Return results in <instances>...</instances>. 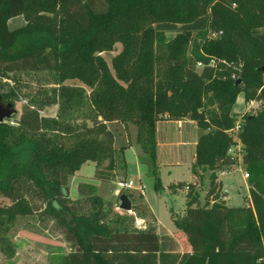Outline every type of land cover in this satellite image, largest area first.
Here are the masks:
<instances>
[{
    "label": "trees",
    "instance_id": "16d2710c",
    "mask_svg": "<svg viewBox=\"0 0 264 264\" xmlns=\"http://www.w3.org/2000/svg\"><path fill=\"white\" fill-rule=\"evenodd\" d=\"M18 17L24 25L9 29ZM169 32L175 36L168 40ZM116 43L122 49L109 65L102 53ZM262 67L264 0H0V94L4 103H23L15 121L0 123V196L9 201L0 206L2 254L15 255L8 237L18 220L39 213L58 225L68 245L62 264H264ZM239 95L262 106L243 114L235 132ZM48 108L56 115H43ZM163 118L191 120L198 133L191 173L199 189L174 184L187 189L183 216L173 214L187 256L172 254L175 241L156 234L146 205V230H137L92 185L80 183L79 198L69 196L68 180L84 162L95 164L102 181L127 173L123 148H114L109 130L118 122L136 126L139 161L155 191L163 190L155 134ZM238 142L245 149L248 208L226 206L216 174L234 165L227 152ZM208 172L210 190L201 203Z\"/></svg>",
    "mask_w": 264,
    "mask_h": 264
},
{
    "label": "rangeland",
    "instance_id": "374dc122",
    "mask_svg": "<svg viewBox=\"0 0 264 264\" xmlns=\"http://www.w3.org/2000/svg\"><path fill=\"white\" fill-rule=\"evenodd\" d=\"M23 20L20 18H13L9 20L8 28L15 29L21 27ZM220 34L210 33L208 37L215 39ZM175 33L169 32L166 34V38H174ZM193 37V36H192ZM190 38V40L192 39ZM116 47L109 53H102V56L106 62L110 65L116 54L122 49L120 43H116ZM190 66L193 68L195 65L194 60L191 56H188ZM196 70H200L196 66ZM238 73V72H237ZM237 79L238 74L233 75ZM233 79V78H232ZM69 84L80 85L76 82H67ZM36 85H31L34 87ZM243 96L239 95L236 103L233 107V112L239 114L241 117L243 114H254V111H247V107L243 104ZM22 102L15 104L17 113L14 114L9 121H15L22 110ZM247 106V105H246ZM56 108H48L42 114L46 117L55 116ZM256 113V112H255ZM7 122V121H6ZM109 130L113 135V146L116 149L123 148L124 159L126 163L127 173L123 175L121 172L115 173L108 181L99 180L95 176V165L93 162L87 161L82 164L77 173L75 174L77 180L81 183H87L92 185L96 189V195L102 201H110L116 206L115 212L120 216H130L133 218V227L137 230H146V223L141 219L143 214L142 203L149 206L152 210L156 222L158 223L157 233L163 235H173L177 229L173 222V214L176 216H183L185 211V194L187 189H179L173 184L178 182H186V185L194 184L195 188L199 189L196 184V179L192 183L191 174V162L193 160L194 150L192 145L186 147L172 146V148H165L161 153L158 154L157 158V169L159 172L160 184L163 190L155 191L154 180L147 173V169L144 164L139 161V155H141V148L138 143L137 128L135 125L128 124L126 127L122 123H116L109 126ZM196 129L193 130V135L186 142H193L197 134ZM241 151L244 149L242 144L239 146ZM245 150V149H244ZM245 154V152L243 153ZM241 152V156L243 155ZM241 156H237L235 159V165H231L229 173L222 176L219 170L216 171L218 179L221 181L222 190L221 195L223 202L228 207H241L248 208V178L245 177L247 174V168L243 166ZM243 159V158H242ZM171 166V167H167ZM106 163L101 166L105 168ZM210 172L205 174L202 188H200V202L203 203L204 197L210 190L208 182ZM120 180H132L138 186L144 188V196L141 198L142 203L138 201L141 197L138 193H130V200L132 201L131 212H125L119 210V200L116 201V193L119 192L117 184ZM188 182V183H187ZM78 183V182H77ZM173 185V186H172ZM172 186V187H171ZM165 190V195L162 194ZM129 190H124L123 194L128 193ZM170 194L174 197L167 196ZM70 196V195H69ZM79 193L76 196L70 198L76 200ZM222 197V196H221ZM166 198L169 199L167 202ZM115 199V200H114ZM34 208L38 209L39 204L34 200ZM9 201L0 196V206H7ZM115 218L109 221V224L115 226ZM16 230L8 237V243L14 248L15 255L12 258L5 257L0 251V264H62V257L69 252L68 245L62 242L61 236H59L58 225L54 224L53 220H42L39 213L34 214L33 217L20 219L16 224ZM175 241V246L172 254L174 255H189L190 248L187 245L186 239L181 232H177L175 237L172 238ZM169 247L167 246L166 249ZM162 264H174L173 262L167 261ZM178 264V262L176 263Z\"/></svg>",
    "mask_w": 264,
    "mask_h": 264
},
{
    "label": "crops",
    "instance_id": "0c3cea01",
    "mask_svg": "<svg viewBox=\"0 0 264 264\" xmlns=\"http://www.w3.org/2000/svg\"><path fill=\"white\" fill-rule=\"evenodd\" d=\"M18 18L23 20L22 17H18ZM22 25H24V21H23ZM241 97H242V95H241ZM243 100H244V97H243ZM194 129H196V131H197L195 123L193 121H191V120H188V119H183V120H172L171 119V120H169L168 118H163V119L157 121L156 122V128H155V134H156V156H157L156 158H158V154L162 152L160 150H164L165 148H172V146H177V147L182 148V147H186L188 145H192L193 150H194L198 134H197L196 138H194V140H192L193 142H190V143L186 142V139L188 140L190 138V136L193 135V130ZM194 156H195V150H194L193 160L191 162V165L194 162ZM167 167H171V166L167 165ZM194 180H195V178L193 176L192 183L194 182ZM130 181H132V180H130ZM80 183L81 182H79L77 180L76 175L71 176L69 178V180H68V189H69V195L71 197L76 196V193L78 192L77 185L80 184ZM133 183H134L136 188L130 189L128 193L129 194L130 193H138L141 196L138 199V201L140 203H142L141 198L144 196V188H143V194H141L140 191L137 190L139 185L137 186L135 184V182H133ZM115 193H116L115 197H117L118 196V192H115ZM162 194H164V195L166 194L165 190L163 191ZM171 195L172 194H170V192H169V195H167V196H171ZM174 195H176V194H174ZM174 195H172L171 197H174ZM78 198H79V196H78ZM128 199H129L130 203L132 204V201L130 200V198H128ZM166 200H167V202L169 201L168 198H166ZM141 205H145V204L142 203ZM147 207L150 209L149 206H147ZM151 209H150V211L152 212ZM152 214H153V212H152ZM153 216H154V214H153ZM155 222H156V219H155ZM157 228H158V223H157V226H156V234L159 235L157 233ZM177 232H178V230L171 236H169V235H163V236L164 237L166 236V237H169V238L172 239V238L175 237V234ZM159 236H161V235H159Z\"/></svg>",
    "mask_w": 264,
    "mask_h": 264
},
{
    "label": "built area",
    "instance_id": "2783aa9c",
    "mask_svg": "<svg viewBox=\"0 0 264 264\" xmlns=\"http://www.w3.org/2000/svg\"><path fill=\"white\" fill-rule=\"evenodd\" d=\"M209 61H210L209 64H208L209 66H211V67H215L216 66V61H214L213 59H210ZM196 66L199 69H201L203 67L202 63H200V62L196 63ZM231 78L235 79L234 76H232ZM243 104L245 105V107H247V111H254V113L259 111L261 106H262L260 101L259 102H257V101L244 102ZM237 120L238 121H237V123H236V125H235V127L233 128L232 131L241 132L240 129H241L242 121H241L240 117H238ZM239 146H241V144L238 142V144L236 146L231 147L228 150V152H227L228 156L231 158V160L233 161L234 165H235L234 161L237 158V156H241V152H242V154L244 153V149L241 151V149H239ZM243 155L241 156L242 158H243ZM242 158H241V160H242ZM220 171L222 173V176H224L227 173H229V169H227V168L223 169V170H220ZM245 177H248V174H246ZM117 187L120 190L119 192H121V190L124 191V190H130V189L136 188L134 183H133V181H130V180L129 181L120 180L118 182V184H117ZM137 190H139L140 193L143 194V187L138 186ZM119 192H118V194H119ZM263 249H264V245H263Z\"/></svg>",
    "mask_w": 264,
    "mask_h": 264
},
{
    "label": "water",
    "instance_id": "95a60500",
    "mask_svg": "<svg viewBox=\"0 0 264 264\" xmlns=\"http://www.w3.org/2000/svg\"><path fill=\"white\" fill-rule=\"evenodd\" d=\"M261 71L264 72V67L261 68ZM16 113L17 110L15 104L4 103L0 94V123L9 121L11 117ZM119 210L125 212H131L132 210V205L128 197L124 194L119 197Z\"/></svg>",
    "mask_w": 264,
    "mask_h": 264
}]
</instances>
